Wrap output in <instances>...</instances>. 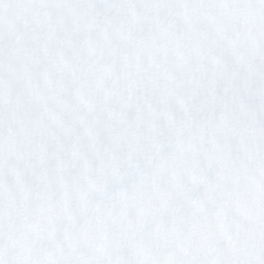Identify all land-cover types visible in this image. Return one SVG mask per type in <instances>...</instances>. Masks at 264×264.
<instances>
[{
	"label": "snow or ice",
	"instance_id": "1",
	"mask_svg": "<svg viewBox=\"0 0 264 264\" xmlns=\"http://www.w3.org/2000/svg\"><path fill=\"white\" fill-rule=\"evenodd\" d=\"M0 264H264V0H0Z\"/></svg>",
	"mask_w": 264,
	"mask_h": 264
}]
</instances>
